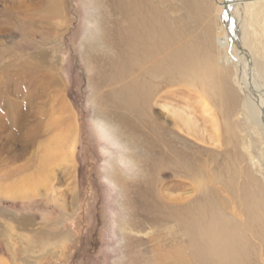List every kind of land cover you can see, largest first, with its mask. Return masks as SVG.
I'll use <instances>...</instances> for the list:
<instances>
[{
    "label": "rangeland",
    "instance_id": "obj_1",
    "mask_svg": "<svg viewBox=\"0 0 264 264\" xmlns=\"http://www.w3.org/2000/svg\"><path fill=\"white\" fill-rule=\"evenodd\" d=\"M237 4L264 89V0ZM164 5L170 22L173 9L185 17L182 41L208 52L215 76L160 83L139 116L111 95L117 2L0 0V264H140L163 230L146 213L217 189L245 222L244 190L264 198V127L229 51L221 0ZM193 158L199 181L183 171ZM153 159L167 162L157 178ZM262 230L243 229L250 264H264Z\"/></svg>",
    "mask_w": 264,
    "mask_h": 264
},
{
    "label": "bare ground",
    "instance_id": "obj_2",
    "mask_svg": "<svg viewBox=\"0 0 264 264\" xmlns=\"http://www.w3.org/2000/svg\"><path fill=\"white\" fill-rule=\"evenodd\" d=\"M109 1L118 4L116 7L118 15L112 23L116 25L119 34L117 50L119 53L113 55L109 52L106 57L113 72L111 76L113 84L118 86V90L111 95L120 99L125 108L137 112L139 116L142 115L145 111L144 104L160 83L164 86L172 81H178L198 85L201 71L205 76L203 82L214 79L213 69L217 66L212 67L215 62L208 56V52L200 55L195 45L190 46L188 42L182 41L187 22L184 16L174 10L176 4L173 6L170 22L167 14L168 6L164 5L166 0ZM237 1L221 0L226 37L229 51L235 53L233 58L239 74L244 78L246 91L251 94L257 106V118L264 127V89L256 79L253 56L247 51L246 36L235 14ZM206 42L210 45L213 40L209 38ZM111 44H107V48L112 51L114 47ZM209 73L214 76L211 75L209 78ZM192 160L194 162H185L187 167H184L183 171L188 178L198 180L203 174V169L194 158ZM165 162L152 160L151 170L154 178H157L167 166ZM197 189L201 190L199 187ZM12 190L22 191L24 188L14 186ZM8 191L10 190H6ZM217 193V189L207 192L202 189L194 203L166 204L161 208L163 211L146 213L152 226L163 227V230L162 232L158 230L148 240V243L153 242V244L146 252H149V255L142 258L140 264H250L253 246L246 249L249 246L246 245V234L243 233V229L245 227L250 229L258 238L263 236V195L261 193L254 195L244 190L243 197L246 203L244 211L247 219L243 222L244 220L238 217L239 214L235 213V210L231 209L232 211L229 212L226 211L227 208L226 210L222 208ZM254 197L258 198L256 201H261L262 210L257 206L251 207L253 205L251 199H255ZM154 207L157 211L160 209L159 206ZM127 219L129 223L133 220L129 215ZM139 220H135L134 224L140 225L142 219ZM139 243L141 244L142 241Z\"/></svg>",
    "mask_w": 264,
    "mask_h": 264
},
{
    "label": "crops",
    "instance_id": "obj_3",
    "mask_svg": "<svg viewBox=\"0 0 264 264\" xmlns=\"http://www.w3.org/2000/svg\"><path fill=\"white\" fill-rule=\"evenodd\" d=\"M4 190L6 191V190H8V189H4ZM5 191H4V192H5Z\"/></svg>",
    "mask_w": 264,
    "mask_h": 264
},
{
    "label": "snow or ice",
    "instance_id": "obj_4",
    "mask_svg": "<svg viewBox=\"0 0 264 264\" xmlns=\"http://www.w3.org/2000/svg\"><path fill=\"white\" fill-rule=\"evenodd\" d=\"M225 18H227V16L225 15Z\"/></svg>",
    "mask_w": 264,
    "mask_h": 264
},
{
    "label": "water",
    "instance_id": "obj_5",
    "mask_svg": "<svg viewBox=\"0 0 264 264\" xmlns=\"http://www.w3.org/2000/svg\"><path fill=\"white\" fill-rule=\"evenodd\" d=\"M226 23V22H225Z\"/></svg>",
    "mask_w": 264,
    "mask_h": 264
}]
</instances>
